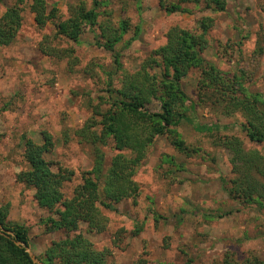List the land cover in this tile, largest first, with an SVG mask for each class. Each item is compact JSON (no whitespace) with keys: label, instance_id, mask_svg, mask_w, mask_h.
<instances>
[{"label":"rangeland","instance_id":"rangeland-1","mask_svg":"<svg viewBox=\"0 0 264 264\" xmlns=\"http://www.w3.org/2000/svg\"><path fill=\"white\" fill-rule=\"evenodd\" d=\"M45 1L49 9L57 8L60 19L79 1L94 5V0ZM96 1L98 22L128 23L113 52L97 43L96 27L84 24L76 39L51 40L54 46L73 49V64L67 57L43 53L40 41L53 35V25L38 27L27 1L14 41L0 46V206L8 204V225L27 229L30 249L41 261L52 240L80 233L96 249H106L114 264H134L139 256L147 264H211L227 251L236 258L254 254L264 264V206L245 201L232 187L229 153L219 139L237 136L245 149L263 155L264 141L249 140L241 114H223L210 89L199 100L198 68L180 80L187 100L174 129L186 152L164 135L154 137L133 175L139 186L136 201L124 199L113 210L102 209L107 217L103 231H88L85 222L69 233L47 230V218L55 214L37 204L33 187L16 180L27 167L23 138L41 144L44 134L50 135L52 146L43 157L53 171L70 175L62 185L64 198H69L82 172L92 166V148L75 131L90 117L98 119L94 110L106 108L111 88L119 86L113 53L119 55L121 67L132 72L165 42L169 27L199 31L201 17L209 16L212 24L201 56L226 77L243 73L246 91L264 100V0H226L223 11L205 9L203 1L185 3L182 11L172 13L160 7V0ZM13 2L0 0V14ZM152 72L161 77L160 67ZM149 107L157 110L159 105ZM92 130L98 132L99 126ZM102 149L107 166L117 151L111 139Z\"/></svg>","mask_w":264,"mask_h":264},{"label":"trees","instance_id":"trees-1","mask_svg":"<svg viewBox=\"0 0 264 264\" xmlns=\"http://www.w3.org/2000/svg\"><path fill=\"white\" fill-rule=\"evenodd\" d=\"M26 1L38 27L48 23L53 25V35L44 36L40 41V50L47 55L67 57L70 64L75 61L73 49L54 46L51 40L60 37L76 39L82 25L87 24L92 29H98L99 32L95 33L97 43L113 52L115 43L129 28L126 20H120L117 26L109 21L98 22L99 2L96 0L92 7H87L83 1L72 4L64 19L59 18L55 6L49 9L45 0H15L0 14V46L14 41L21 26V11ZM202 1L205 9H225L226 0H160L159 5L166 12L172 13L182 11L185 3L197 5ZM211 24L209 16H202L199 31L179 26L169 27L165 32V42L152 50L146 61L132 72L124 70L119 55L113 53L116 73L119 72V86L111 88L106 108L97 106L94 110L98 119L90 117L75 131L92 148V166L82 172L81 182L75 186L69 198H64L62 185L70 179V175L53 171L50 162L43 157V153L52 146L50 135L44 134L41 144L23 138L27 167L17 173L16 180L33 187L37 204L55 214V217L47 218V230L69 233L76 230L81 222H85L88 231H103L107 217L102 209L113 210L114 204L124 199L136 201L139 186L133 175L145 158L154 137L164 135L176 149L186 152L187 147L174 127L184 116L182 110L187 100L180 87V80L192 68L200 69L199 100L202 99L203 91L210 89L213 102L220 105L223 114H241L244 120L241 128L249 140L264 141L263 98L258 93L246 91L243 73L226 77L201 56ZM155 66L162 71L159 79L152 72ZM153 102L159 105L157 110L149 107ZM95 126H99L98 132L92 130ZM109 139L117 152L105 166L102 146L107 145ZM219 143L229 153V163L234 174L232 187L245 201L254 200L258 206H264V155L256 149H245L241 139L234 135L223 136ZM7 214L8 204L1 205L0 223L12 230L17 240L29 244L27 229L20 224L8 225ZM107 253L106 249H96L89 239L77 233L52 240L43 252L42 261L45 264H114ZM0 264L33 263L23 248L0 235ZM134 264H147V260L139 256ZM211 264H261V260L254 254L236 258L232 252L227 251L220 261Z\"/></svg>","mask_w":264,"mask_h":264},{"label":"water","instance_id":"water-1","mask_svg":"<svg viewBox=\"0 0 264 264\" xmlns=\"http://www.w3.org/2000/svg\"><path fill=\"white\" fill-rule=\"evenodd\" d=\"M0 235L10 239L13 243L21 248L28 254L33 264H44L30 249L29 244H25L24 242L17 240L14 232L8 228H6L3 224L0 223Z\"/></svg>","mask_w":264,"mask_h":264}]
</instances>
